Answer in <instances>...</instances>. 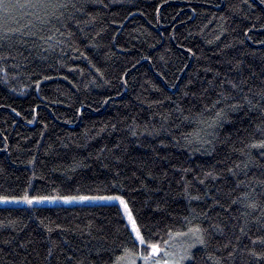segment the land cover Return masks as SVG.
<instances>
[{"label": "trees", "instance_id": "trees-1", "mask_svg": "<svg viewBox=\"0 0 264 264\" xmlns=\"http://www.w3.org/2000/svg\"><path fill=\"white\" fill-rule=\"evenodd\" d=\"M62 2L76 8L51 24L0 10V195H123L161 249L183 254L198 226L196 264H254L264 150L247 145L264 139V3ZM200 120L214 123L210 144L185 139ZM122 212L0 205V264L139 262L148 252Z\"/></svg>", "mask_w": 264, "mask_h": 264}, {"label": "snow or ice", "instance_id": "snow-or-ice-1", "mask_svg": "<svg viewBox=\"0 0 264 264\" xmlns=\"http://www.w3.org/2000/svg\"><path fill=\"white\" fill-rule=\"evenodd\" d=\"M261 3H264V0H261ZM76 8L75 4H71L69 2H62V0H0V10L3 12H8L10 9H18V10H30L27 11L25 14L28 16H34L40 24H51L53 20L62 21L65 13L62 10H67L69 8ZM79 11V9H77ZM70 18V17H69ZM0 19H3L0 16ZM66 27V25H65ZM59 32V29H56ZM26 35H32L34 33H25ZM63 35V33H61ZM43 39V37H41ZM8 36L5 33L0 34V41L7 40ZM49 40L52 37H48ZM247 103L252 105V101L248 100ZM222 119V115L220 112L216 113V121L219 122ZM198 125H204V127H198L192 133H189L185 136V139L189 142H199V143H206L210 144L211 141L208 140L206 137L210 135L207 132V128L214 127V123L200 120L197 121ZM257 131H260L258 128ZM249 149H259L264 150V139L259 140L258 142H253L247 145ZM260 155L264 156V151H260ZM231 171V170H230ZM208 175H212L211 172ZM235 175V172H233ZM243 183V182H241ZM63 201L66 204H72L76 202H83V201H91V200H105V201H115L117 202V207L123 206L122 212V219L126 218L127 223L125 224V228L128 231V236L130 238L131 243L134 246H143L144 249L148 252V255L143 256V259L148 262L150 259L155 262V264H183L184 261H188L189 264H196V257L193 255L192 249L197 248V246H201L202 249L207 248V242L205 239V230H202L200 227H190L188 232L182 233V235L191 234L192 242L187 245L183 249V254L179 256L178 259L169 260L163 259L160 260L159 254L163 251L164 256H172L173 253H169L167 249H161L158 243L152 242V230L147 227V225H142L136 219L131 207L129 206L128 202L125 200L123 195L113 194V195H28L25 193L22 196H12V195H0V203H26L28 205H35V204H42L44 202H55V201ZM236 201H234L235 203ZM246 207L256 209L258 205L253 202L249 201L246 203ZM42 223V222H41ZM57 228L60 226L57 225ZM48 231H53L52 228H48ZM241 233L247 235L244 232V229H240ZM147 233V238L145 236ZM252 247L248 249V254L254 261V264H261L264 261V237L257 236L255 239L249 237ZM167 244V241L164 242ZM225 248L228 245H224ZM257 248L260 251H257ZM129 250L125 249L127 253ZM49 256L52 255L51 250L48 253ZM229 255H232V252H229ZM123 259V257L118 258L117 264H119V260ZM207 259L213 264H220V261L214 258L212 255H209ZM78 264H83V261L78 262Z\"/></svg>", "mask_w": 264, "mask_h": 264}, {"label": "rangeland", "instance_id": "rangeland-1", "mask_svg": "<svg viewBox=\"0 0 264 264\" xmlns=\"http://www.w3.org/2000/svg\"><path fill=\"white\" fill-rule=\"evenodd\" d=\"M113 195V194H111ZM119 195V194H118ZM31 196V195H30ZM98 196H102V195H98ZM90 203H110V204H117V202L115 201H105V200H91V201H83V202H76V203H72V204H66L64 203L63 201H55V202H44L42 204H35V205H28L26 203H23V202H20V203H7V204H4V203H0V205H25V206H36V205H73V204H90ZM121 210L123 211V206H120ZM127 220V219H126ZM184 238H187V236H184L183 237V240ZM170 245V248H169V253H173V249H172V245L173 244H169ZM174 254V253H173ZM160 255V254H159ZM182 255V254H180ZM180 255H172V256H169L167 257L166 259H169L170 261L171 260H174V259H178ZM161 260V259H160ZM163 261V260H161ZM128 264H155V262L153 260H149L148 262H146L143 257H141L139 259V262H135L133 263L132 262H128Z\"/></svg>", "mask_w": 264, "mask_h": 264}]
</instances>
